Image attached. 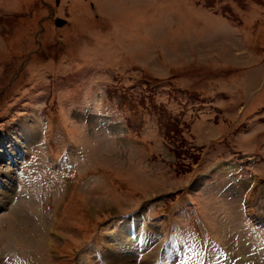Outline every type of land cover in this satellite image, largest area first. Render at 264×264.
<instances>
[{
  "label": "rangeland",
  "instance_id": "374dc122",
  "mask_svg": "<svg viewBox=\"0 0 264 264\" xmlns=\"http://www.w3.org/2000/svg\"><path fill=\"white\" fill-rule=\"evenodd\" d=\"M8 134L0 264H264V0H0Z\"/></svg>",
  "mask_w": 264,
  "mask_h": 264
},
{
  "label": "water",
  "instance_id": "95a60500",
  "mask_svg": "<svg viewBox=\"0 0 264 264\" xmlns=\"http://www.w3.org/2000/svg\"><path fill=\"white\" fill-rule=\"evenodd\" d=\"M59 2H60V0H57V3H59ZM55 23H56V25L60 26V25H63L64 23H66V21L61 19V18H57Z\"/></svg>",
  "mask_w": 264,
  "mask_h": 264
},
{
  "label": "bare ground",
  "instance_id": "6f19581e",
  "mask_svg": "<svg viewBox=\"0 0 264 264\" xmlns=\"http://www.w3.org/2000/svg\"><path fill=\"white\" fill-rule=\"evenodd\" d=\"M21 226V225H20ZM24 226V225H23ZM115 238H113L112 240H114ZM137 239V238H136ZM114 242H115V240H114ZM130 244H132V243H130ZM133 245V244H132ZM16 246V245H15ZM112 247L114 246L113 244L111 245ZM151 246V245H150ZM146 248V247H145ZM15 249V248H14ZM150 249V248H149ZM153 249V248H152ZM145 250V249H144ZM147 250V249H146ZM145 250V251H146ZM154 250V249H153ZM15 252V251H14ZM17 252V251H16ZM9 253V252H8ZM10 253H12V251H10ZM9 253V254H10ZM16 254V253H15ZM119 254V253H118ZM23 255V254H22ZM2 256V255H1ZM28 256V255H27ZM111 256V255H110ZM17 257V256H16ZM20 257V256H19ZM33 257V256H32ZM26 258V257H25ZM30 258V257H29ZM45 258V257H44ZM2 260V259H1ZM9 260V259H8ZM36 260V259H35ZM41 261V260H40ZM113 261H117V259H115V260H113ZM30 262V261H29ZM28 263V262H27ZM130 264H131V262H130Z\"/></svg>",
  "mask_w": 264,
  "mask_h": 264
}]
</instances>
